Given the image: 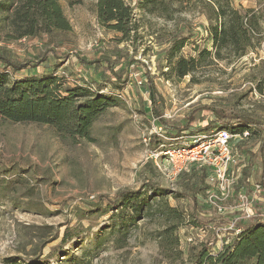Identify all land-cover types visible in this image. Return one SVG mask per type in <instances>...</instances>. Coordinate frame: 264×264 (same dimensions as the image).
I'll return each mask as SVG.
<instances>
[{
  "label": "rangeland",
  "instance_id": "obj_1",
  "mask_svg": "<svg viewBox=\"0 0 264 264\" xmlns=\"http://www.w3.org/2000/svg\"><path fill=\"white\" fill-rule=\"evenodd\" d=\"M58 1L71 26L69 32L53 39L7 41L8 29L0 28V49L28 65L12 79L54 73L70 85L97 87L105 80L114 82L112 74L116 73L125 82L111 95L114 105L93 122L89 140L60 138L48 126L14 124L0 117V264L8 258H15L18 264H70L71 259L77 264H189L200 245L209 251L220 237L230 241L234 231L229 225L239 215L236 197L225 203L224 214H216L205 201V174L200 180L199 171L192 167L176 172L174 163L162 158L161 152L171 144L181 147L191 140L190 134L206 128L212 120L205 109L208 106L251 117L263 128L264 94L257 86L264 89V0L255 11L257 30L246 55L235 57L222 49L219 59L205 58L182 78L166 65L163 73L158 67L164 66L171 32L181 26L183 18L197 36L180 55L194 57L200 50L214 51L203 30L207 22L202 8L192 6L194 1L182 7L179 0H166L172 18L164 19L141 10L140 0H125L133 9L137 28L125 41L97 23L95 0ZM149 85L155 89L158 115L169 124H178L194 113L187 132L181 134L184 138H166L163 127L166 139L154 132L158 125L150 114ZM154 136L163 146L150 147ZM253 141H232L234 151L245 157L239 158L240 165L250 161L247 156L253 154ZM256 165L250 184L240 180L238 184L249 195L253 185H262L258 162ZM148 184L167 195L152 197L148 193L150 210L129 225L126 238L121 239L119 222L113 219L119 212L108 207L107 201L120 191L144 192ZM186 189L195 191L194 199L183 195ZM179 194L181 197H174ZM99 198L100 209L92 213L90 206ZM252 207L256 213H264L262 191L255 194ZM168 229L172 245L162 235ZM67 230L78 232V239L62 243ZM61 252L67 254L60 257Z\"/></svg>",
  "mask_w": 264,
  "mask_h": 264
},
{
  "label": "trees",
  "instance_id": "obj_2",
  "mask_svg": "<svg viewBox=\"0 0 264 264\" xmlns=\"http://www.w3.org/2000/svg\"><path fill=\"white\" fill-rule=\"evenodd\" d=\"M193 1L195 3H192ZM179 2L182 7L192 3V6L198 5L202 8L201 14L207 22L206 25L202 24L203 30L211 40L214 51L211 53L205 49L200 50L194 57L180 55L187 42L197 36L190 22L183 18L181 26L171 32L163 56L164 66L158 67L161 73H163L162 67L166 65L176 77L182 78L193 73L205 58L211 56L219 59L222 49H228L233 56L241 57L247 54L248 48H252L253 34L257 30H255L257 21L254 10L235 8L230 0H179ZM139 8L147 14L164 19L172 18L166 0H140ZM181 11L183 10L179 8V12ZM95 17L101 27L119 34L120 41L128 40L130 33L137 29L133 9L126 4L125 0H95ZM4 26L8 29L5 34L7 41L42 36L53 39L56 34L71 30L58 0H0V28ZM84 64L92 63L84 62ZM0 66L2 68L0 70V117L14 124L45 125L52 128L58 137L73 141L91 139L93 122L107 108L114 105L115 99L111 95L113 92L118 93V89L125 82L112 72L114 82L105 80L101 86L97 87L90 83L70 85L54 73L12 79L14 74L23 71L28 65L14 60L10 52L3 48L0 49ZM148 89L152 104L150 114L157 121L158 127L165 129L166 138H180L182 133L187 132L189 123L194 119V113L188 114L187 120L178 124H169L158 115L157 107L154 105L155 89L152 85H149ZM257 90L261 92V86H257ZM205 109L211 112L212 120L206 128L189 136H205L219 129H226L233 134L248 130L249 139L258 138L260 146L257 153L249 154L250 161L248 160L242 170L240 182L245 181L250 184L251 175L257 168L258 162L262 173L259 182L262 184L261 191L264 193V127L262 128L258 121L248 116L228 114L215 106H208ZM149 145L151 148L163 146V141L154 136ZM176 146L171 144L167 149ZM199 172V178L202 180L204 172ZM148 185V189L144 192L120 191L113 200L107 201L108 207L119 212L118 215L113 216V219L119 222L118 232H121V239L126 238L129 225H134L147 209L150 210L148 193H151L152 197L167 195L164 190L152 184ZM184 193L185 197L195 198V191L189 192L186 189ZM174 197H181V194ZM101 200L102 198H99L90 206L92 213L100 209ZM170 213L171 211L165 216L169 217ZM242 225L240 232L214 255L204 245H200L189 264H264V221L256 220ZM162 235L167 244L174 243L169 229ZM78 237V232L67 230L61 242H72L71 240H76ZM66 254L62 253L59 256ZM53 256L56 258L57 254ZM73 260H69L68 263L77 264L75 259ZM4 264L18 263L15 258H8Z\"/></svg>",
  "mask_w": 264,
  "mask_h": 264
},
{
  "label": "built area",
  "instance_id": "obj_3",
  "mask_svg": "<svg viewBox=\"0 0 264 264\" xmlns=\"http://www.w3.org/2000/svg\"><path fill=\"white\" fill-rule=\"evenodd\" d=\"M250 85L254 88L252 84ZM154 132L159 134L158 137L166 139L161 127H154ZM188 137L191 140L182 143L181 147L162 151V158L174 163L176 172L190 167L204 172L208 188L205 201L216 214H224L227 209L225 203L234 196L236 197L238 203L235 209L239 215L229 225V228L234 231V236L240 232L241 227L238 224L242 225L256 220L264 221V213L258 214L252 207L254 196L261 191V186L253 185L252 195L247 194L243 187L238 186L242 170L245 167V165L239 164V158L245 159V157L234 151L232 141L246 142L249 140V131L244 130L233 134L226 129H219L213 130L205 136ZM182 138L184 137L176 139ZM253 142L256 146L251 152H256L260 146V140L257 139ZM219 239V244L209 250L213 255L230 242L221 237Z\"/></svg>",
  "mask_w": 264,
  "mask_h": 264
},
{
  "label": "crops",
  "instance_id": "obj_4",
  "mask_svg": "<svg viewBox=\"0 0 264 264\" xmlns=\"http://www.w3.org/2000/svg\"><path fill=\"white\" fill-rule=\"evenodd\" d=\"M263 0H234L235 2V6L237 8H252L254 11H258L259 9H261L260 7L263 5L260 2ZM263 10H264V5H263ZM262 93L264 94V89L262 88ZM264 127V126H263ZM258 138H254V141L257 140ZM250 140V139H249ZM253 140V139H251ZM242 143V142H240ZM259 150H256V152ZM256 152H251V153H256ZM249 158V155L247 156V160Z\"/></svg>",
  "mask_w": 264,
  "mask_h": 264
}]
</instances>
